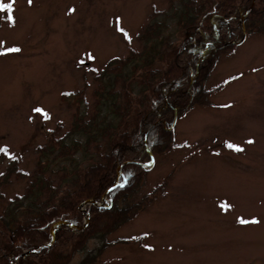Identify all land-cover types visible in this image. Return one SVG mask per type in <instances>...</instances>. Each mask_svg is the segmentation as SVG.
<instances>
[{
    "label": "rangeland",
    "instance_id": "rangeland-1",
    "mask_svg": "<svg viewBox=\"0 0 264 264\" xmlns=\"http://www.w3.org/2000/svg\"><path fill=\"white\" fill-rule=\"evenodd\" d=\"M166 8V0H16L15 23L0 15V172L12 159L33 172L35 148L70 129L74 109L62 94L86 84L91 110L94 76L138 49L153 10ZM205 85L212 105L180 119V148L146 167L142 193L171 174L165 195L107 238L117 243L97 264H264V37L222 55ZM104 244L90 241L72 264Z\"/></svg>",
    "mask_w": 264,
    "mask_h": 264
},
{
    "label": "trees",
    "instance_id": "trees-1",
    "mask_svg": "<svg viewBox=\"0 0 264 264\" xmlns=\"http://www.w3.org/2000/svg\"><path fill=\"white\" fill-rule=\"evenodd\" d=\"M166 1L138 32V49L94 76L91 110L86 84L62 94L74 109L70 129L35 148L33 172L17 159L0 172V264H72L92 240L103 249L76 264H97L117 243L107 238L165 195L171 174L142 193V166L180 148L177 122L212 105L205 84L220 57L244 36L264 37V0ZM25 178L24 192L8 199L4 190Z\"/></svg>",
    "mask_w": 264,
    "mask_h": 264
},
{
    "label": "snow or ice",
    "instance_id": "snow-or-ice-1",
    "mask_svg": "<svg viewBox=\"0 0 264 264\" xmlns=\"http://www.w3.org/2000/svg\"><path fill=\"white\" fill-rule=\"evenodd\" d=\"M16 0H11L10 3H5L4 0H0V15L7 13V18L9 21H11L12 23H15V17L13 15L14 12V4H15ZM32 0H29V3H31ZM9 52H19L20 49L19 48H11L8 49ZM3 53H0V55H2ZM37 112H41V109H36ZM249 143H251V141H249ZM237 151H242V149L240 148H236ZM242 223H246V221H241Z\"/></svg>",
    "mask_w": 264,
    "mask_h": 264
},
{
    "label": "water",
    "instance_id": "water-1",
    "mask_svg": "<svg viewBox=\"0 0 264 264\" xmlns=\"http://www.w3.org/2000/svg\"><path fill=\"white\" fill-rule=\"evenodd\" d=\"M251 11V8L243 15V19L248 15V13ZM245 38V36L241 39V41H239L238 43H236V44H240L242 41H243V39ZM153 163H154V159L152 158L151 159V162L149 163V164H146V165H143L142 167H151L152 165H153ZM104 198H105V196L103 197V201H104ZM102 205V203L100 204V206ZM88 223V218H87V220H86V222H85V224H84V226L82 227V228H84L85 226H86V224ZM61 225V224H60ZM81 228V229H82ZM56 230V228L54 227L53 228V230H52V236H51V240H50V242L47 244V246L48 245H50L52 242H53V240H54V231Z\"/></svg>",
    "mask_w": 264,
    "mask_h": 264
}]
</instances>
